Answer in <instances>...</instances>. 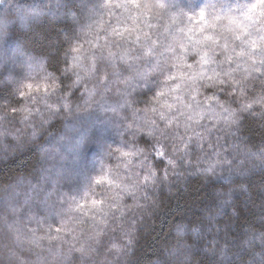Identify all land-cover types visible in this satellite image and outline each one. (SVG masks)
<instances>
[{"label":"clouds","instance_id":"1","mask_svg":"<svg viewBox=\"0 0 264 264\" xmlns=\"http://www.w3.org/2000/svg\"><path fill=\"white\" fill-rule=\"evenodd\" d=\"M0 264H264V0H0Z\"/></svg>","mask_w":264,"mask_h":264}]
</instances>
